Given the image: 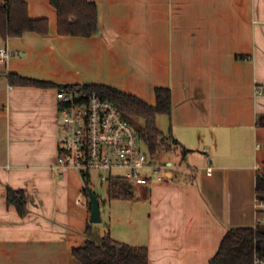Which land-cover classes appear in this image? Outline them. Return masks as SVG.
<instances>
[{"label": "crops", "instance_id": "0c3cea01", "mask_svg": "<svg viewBox=\"0 0 264 264\" xmlns=\"http://www.w3.org/2000/svg\"><path fill=\"white\" fill-rule=\"evenodd\" d=\"M24 1L48 33L1 43L25 55L0 64V264H81L72 247L105 232L146 246L148 264H207L228 228L255 225L264 208L254 193L264 167V0H92L90 37L59 35L49 0ZM8 74L49 84L10 83ZM84 83L151 105L154 88L169 87L172 108L157 125L178 142L157 156L174 165L166 179L138 197L125 182L132 196L107 199L106 227L90 232L80 173L53 168L57 88Z\"/></svg>", "mask_w": 264, "mask_h": 264}, {"label": "trees", "instance_id": "16d2710c", "mask_svg": "<svg viewBox=\"0 0 264 264\" xmlns=\"http://www.w3.org/2000/svg\"><path fill=\"white\" fill-rule=\"evenodd\" d=\"M49 2L56 11V31L59 35L90 37L98 32L96 2L92 0H49ZM26 31L47 34V18H30L24 0H0L1 38L6 40L9 37H18ZM8 80L10 83L49 84L46 81L17 74H8ZM64 85L73 86L82 92L95 93L100 98L112 102L138 132L151 156L160 155L161 145L166 140L174 147L178 145L175 138L169 134L166 135L157 125V116L169 115L172 108L169 87H155L156 101L154 105H151L138 96L121 91L110 84ZM258 124L264 125V116L258 120ZM189 151L187 148H181L183 154ZM84 183L86 185L82 191L87 198L90 211L87 192L89 181L86 180ZM104 184L108 200L132 196L127 184L122 180L110 178ZM254 193L257 204L264 205V167L259 168L255 173ZM12 200L18 203L19 208H22L25 202L24 193L20 190L14 191ZM257 214L258 220L254 226L228 228L207 264H254L255 258H264V222L259 218L261 215L264 216V208L258 207ZM86 227L89 231L91 222H88ZM71 253L81 264H148L146 246H135L116 240L109 232L99 237L89 236L82 245L72 247Z\"/></svg>", "mask_w": 264, "mask_h": 264}, {"label": "built area", "instance_id": "2783aa9c", "mask_svg": "<svg viewBox=\"0 0 264 264\" xmlns=\"http://www.w3.org/2000/svg\"><path fill=\"white\" fill-rule=\"evenodd\" d=\"M24 55L22 50L0 44V64ZM56 98L60 119L53 168L73 167L84 182H90L94 170L103 183L116 178L150 186L164 181L174 167L151 162L138 132L112 102L64 84L57 88ZM254 264H264V258H255Z\"/></svg>", "mask_w": 264, "mask_h": 264}, {"label": "rangeland", "instance_id": "374dc122", "mask_svg": "<svg viewBox=\"0 0 264 264\" xmlns=\"http://www.w3.org/2000/svg\"><path fill=\"white\" fill-rule=\"evenodd\" d=\"M3 42L1 36H0V44ZM60 119V117H59ZM169 141L166 140L162 145H161V149H160V155H158L159 157H161V155L166 154V156L172 155L174 152V149H176V147H174L171 143H168ZM141 146L142 149L148 154L149 159L151 160V162L153 163H162V161L160 159H158L157 157L151 156L148 153L147 147L144 145L143 142H141ZM169 154V155H168ZM89 186L90 188L98 195L99 197V201H100V216H101V220L99 222H94L91 223V226L96 227L98 226L99 231H101L102 229H104L105 226V220H106V204H108V200L106 198V185L103 182L99 181V177H98V172L92 170L91 171V177H90V182H89ZM137 186L133 183L130 184V189H132L133 194L135 195V197L139 196V192L140 191H146V189L143 188L144 185ZM106 199V200H105ZM105 200V201H103ZM117 208H119L120 203L116 204ZM106 227V226H105Z\"/></svg>", "mask_w": 264, "mask_h": 264}, {"label": "water", "instance_id": "95a60500", "mask_svg": "<svg viewBox=\"0 0 264 264\" xmlns=\"http://www.w3.org/2000/svg\"><path fill=\"white\" fill-rule=\"evenodd\" d=\"M84 185H86L84 183ZM88 199L90 202V213L89 222H99L101 220L100 216V201L96 193L87 185Z\"/></svg>", "mask_w": 264, "mask_h": 264}]
</instances>
